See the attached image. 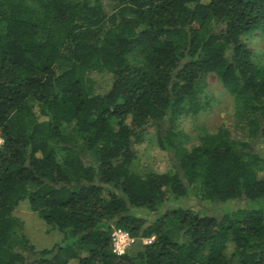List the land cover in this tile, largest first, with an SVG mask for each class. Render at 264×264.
I'll use <instances>...</instances> for the list:
<instances>
[{
	"label": "trees",
	"instance_id": "obj_1",
	"mask_svg": "<svg viewBox=\"0 0 264 264\" xmlns=\"http://www.w3.org/2000/svg\"><path fill=\"white\" fill-rule=\"evenodd\" d=\"M257 30L264 0H0V264H264L263 209L163 211L264 200V67L245 39ZM210 75L235 100L237 134L178 155ZM151 130L174 171L132 169ZM25 201L60 243L31 244ZM115 228L138 240L123 256Z\"/></svg>",
	"mask_w": 264,
	"mask_h": 264
},
{
	"label": "rangeland",
	"instance_id": "obj_2",
	"mask_svg": "<svg viewBox=\"0 0 264 264\" xmlns=\"http://www.w3.org/2000/svg\"><path fill=\"white\" fill-rule=\"evenodd\" d=\"M108 9L112 5L106 3ZM249 48L253 53L255 64L264 67V32L257 30L245 37ZM199 102L203 110L197 116L183 117L177 127L175 139L176 153L182 155L199 144L200 138L206 134L215 133L220 127L227 128L233 135H236L240 125V114L237 113L234 98L222 87L219 80L210 75L204 82L199 93ZM256 149H264L261 141L256 143ZM136 159L132 169L140 175L148 173H168L174 171L177 162L174 153L163 151L157 141L155 130L149 131L143 141L135 146ZM193 209L201 215L221 217L225 214L237 213L243 217L247 211L264 210V200L256 203L239 201L226 205L216 206L204 203L196 197L187 199H172L163 211L168 208ZM15 215L25 224V233L31 244L37 249L52 248L63 240V235L52 230L38 216L30 210L27 201L22 202L16 210ZM234 247L230 244L227 254L233 255Z\"/></svg>",
	"mask_w": 264,
	"mask_h": 264
},
{
	"label": "built area",
	"instance_id": "obj_3",
	"mask_svg": "<svg viewBox=\"0 0 264 264\" xmlns=\"http://www.w3.org/2000/svg\"><path fill=\"white\" fill-rule=\"evenodd\" d=\"M2 145H3V139L0 136V148ZM121 237H124V239L121 240ZM111 238H112V251L117 256L125 255L138 242V240L132 237L127 231L118 228L113 229ZM153 240L154 238L143 239L141 240V242L143 245H148L151 244Z\"/></svg>",
	"mask_w": 264,
	"mask_h": 264
},
{
	"label": "clouds",
	"instance_id": "obj_4",
	"mask_svg": "<svg viewBox=\"0 0 264 264\" xmlns=\"http://www.w3.org/2000/svg\"><path fill=\"white\" fill-rule=\"evenodd\" d=\"M124 239V237H121V240H123Z\"/></svg>",
	"mask_w": 264,
	"mask_h": 264
}]
</instances>
